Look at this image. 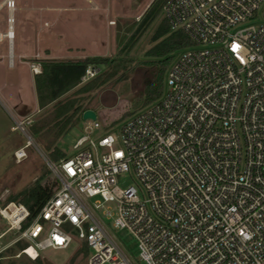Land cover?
<instances>
[{
	"label": "built area",
	"instance_id": "1",
	"mask_svg": "<svg viewBox=\"0 0 264 264\" xmlns=\"http://www.w3.org/2000/svg\"><path fill=\"white\" fill-rule=\"evenodd\" d=\"M16 9L0 1L10 68ZM162 11L192 43L173 54L161 95L117 133L95 140L100 123L86 119L72 154L45 158L57 187L25 227L23 204L3 207L21 253L79 242L86 264H264V0H166ZM96 73L89 64L81 82ZM126 173L136 185L119 186ZM113 229L132 236L136 256Z\"/></svg>",
	"mask_w": 264,
	"mask_h": 264
},
{
	"label": "rangeland",
	"instance_id": "2",
	"mask_svg": "<svg viewBox=\"0 0 264 264\" xmlns=\"http://www.w3.org/2000/svg\"><path fill=\"white\" fill-rule=\"evenodd\" d=\"M152 1L17 0L14 66H7L6 41L0 42V54H3L0 59V88L3 84L14 83L18 78L27 76L28 62L34 58L39 61H61L106 57L107 63L94 64L97 73L93 77L104 78L103 83L94 89L78 93L80 85L86 83L81 82L33 116L43 122L45 119L50 120L57 101L64 102L77 97L83 107L96 113L100 126L91 135L95 140L106 133H117L124 120L146 105L144 87L158 70V65L145 62L155 60L147 57L146 51L155 44L151 41V36L164 17L162 9L155 20L128 41ZM4 29V10H0V31ZM15 93L10 88L7 92L0 91V96L4 99L3 94H9L15 99ZM8 109L17 116L14 109ZM41 120L33 124L25 120V131L33 139L26 144L27 137L18 129H11L15 121L0 104V254H4L0 258V264H7L6 260L11 258L15 260V264H86L87 254L81 250L83 244L79 242H73L67 248H45L35 258L21 253L19 245L14 244L19 231L16 228L10 229L11 221L8 222L2 212L9 202L18 204L22 192L36 182L57 186L46 163L48 155L54 147L65 155L72 154V146L82 135L85 124L80 115L79 120L59 137L55 134L59 125L54 126L51 121L39 134H34L31 125L37 127ZM23 146L26 155L17 160L13 151ZM118 184L125 187L136 185V181L126 173L120 177ZM7 199L12 201L6 202ZM11 205L8 206L10 210L13 209ZM113 232L129 253L136 256L138 250L132 236L124 229H113ZM28 251L33 254L31 249Z\"/></svg>",
	"mask_w": 264,
	"mask_h": 264
},
{
	"label": "trees",
	"instance_id": "3",
	"mask_svg": "<svg viewBox=\"0 0 264 264\" xmlns=\"http://www.w3.org/2000/svg\"><path fill=\"white\" fill-rule=\"evenodd\" d=\"M166 0H153L149 7L139 21L134 32L130 35L128 41L132 40L136 35L142 32L153 20L158 17L162 5ZM151 41L155 44L146 51V56L154 58L155 60H149L145 64L158 65V70L155 77L150 80L144 87V103L147 105L157 99L163 90V80L165 72L170 64L173 54L179 49L188 46L192 43L190 37L183 29L171 30L168 21L163 17L160 19L157 27L155 28ZM108 58L106 57H86L79 60H43L40 62L41 71L34 74V85L37 96V102L39 107H44L56 100H58L64 93L74 88L81 83V76L84 74L85 68L89 64H105ZM105 81L104 78L93 77L89 81H86L83 85L77 89L78 93H83L94 89ZM88 107H83L80 103V99L73 98L64 102L57 101L54 106L51 119H45L43 126L48 123L58 126L55 131L56 136H61L66 130L72 126L73 123L79 120L80 115ZM40 126H31L33 133H40ZM65 154L57 147H54L48 158L51 161H57ZM57 186L42 185L38 182L34 183L28 189L22 192L19 199V203L23 204L28 209V217L25 222L22 223V228L30 222L37 212L39 211L45 200L53 193ZM12 201L7 199L6 202ZM20 241L14 242L19 245L21 250L26 244ZM81 250L85 254L88 253V249L85 244L82 245ZM4 254H0V258ZM7 264H15V260H6Z\"/></svg>",
	"mask_w": 264,
	"mask_h": 264
},
{
	"label": "crops",
	"instance_id": "4",
	"mask_svg": "<svg viewBox=\"0 0 264 264\" xmlns=\"http://www.w3.org/2000/svg\"><path fill=\"white\" fill-rule=\"evenodd\" d=\"M40 62L41 61H39L38 58L32 59L30 62H28V66L26 64V66L28 67L27 76L18 78L17 82L15 81L14 83L9 82V83L3 84L2 87L0 88V91H6L7 92V89L11 88L12 90H14L16 92L15 93V97H16L15 99L13 98V95L9 96V94H7V95L3 94L4 99L0 96V101H2L3 104L7 108L14 109L16 111V114L18 116L17 117L14 115V117L16 119L24 120V121L27 120V123H30V124L31 123L33 124V122H35V121L41 120V119L37 118L36 116L34 117L33 115L35 112H40L45 107H47V106L39 107V105H38L36 91H35V85H34V73H32V71L30 70V64L34 63L36 66L39 67V72H40L41 71ZM39 122L42 125L41 130H43L44 129L43 120H41ZM40 124L38 126H40ZM31 126H33V125H31ZM34 134H39V133H34ZM28 136H29V139L33 140L29 134H28ZM26 144H29V143H26Z\"/></svg>",
	"mask_w": 264,
	"mask_h": 264
},
{
	"label": "water",
	"instance_id": "5",
	"mask_svg": "<svg viewBox=\"0 0 264 264\" xmlns=\"http://www.w3.org/2000/svg\"><path fill=\"white\" fill-rule=\"evenodd\" d=\"M82 119H95L96 118V113L92 109H86L82 112L81 114Z\"/></svg>",
	"mask_w": 264,
	"mask_h": 264
},
{
	"label": "bare ground",
	"instance_id": "6",
	"mask_svg": "<svg viewBox=\"0 0 264 264\" xmlns=\"http://www.w3.org/2000/svg\"><path fill=\"white\" fill-rule=\"evenodd\" d=\"M13 209L10 210V212H12V219L17 218L21 213L19 212V209H15L12 205L10 206ZM9 211V210H8Z\"/></svg>",
	"mask_w": 264,
	"mask_h": 264
}]
</instances>
